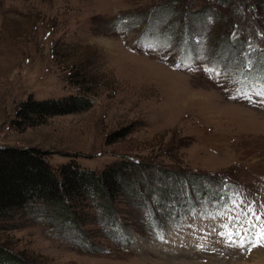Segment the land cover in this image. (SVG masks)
I'll return each instance as SVG.
<instances>
[{"label": "rangeland", "instance_id": "374dc122", "mask_svg": "<svg viewBox=\"0 0 264 264\" xmlns=\"http://www.w3.org/2000/svg\"><path fill=\"white\" fill-rule=\"evenodd\" d=\"M262 88L264 0H0V147L42 150L56 171L127 164L113 217L96 195L77 226L36 203L0 218V252L15 264H259L264 245L223 237L248 205L264 220ZM69 96L90 106L32 126L19 116L31 99Z\"/></svg>", "mask_w": 264, "mask_h": 264}, {"label": "trees", "instance_id": "16d2710c", "mask_svg": "<svg viewBox=\"0 0 264 264\" xmlns=\"http://www.w3.org/2000/svg\"><path fill=\"white\" fill-rule=\"evenodd\" d=\"M89 106V101L77 96L41 102L31 99L23 104L19 116L24 124L32 126ZM46 157L44 151L36 148L0 147V218L12 219L36 203H45L56 208L53 219L62 224L71 221L77 226L84 220L83 208L91 195L100 198L108 215L113 217V196L121 192L127 164L109 167L99 176L77 164L56 171ZM12 259L10 254L0 252V263ZM18 264L25 262L18 259Z\"/></svg>", "mask_w": 264, "mask_h": 264}, {"label": "snow or ice", "instance_id": "6c2138e0", "mask_svg": "<svg viewBox=\"0 0 264 264\" xmlns=\"http://www.w3.org/2000/svg\"><path fill=\"white\" fill-rule=\"evenodd\" d=\"M257 95L264 97V88L258 91ZM235 203L236 201L233 200V205ZM242 215L244 219L241 227L233 229L227 236L223 237L228 245L240 249L247 245L249 251L252 247L264 245V220L261 219V214H257L254 206L248 205L242 210ZM234 219H239V217Z\"/></svg>", "mask_w": 264, "mask_h": 264}, {"label": "bare ground", "instance_id": "6f19581e", "mask_svg": "<svg viewBox=\"0 0 264 264\" xmlns=\"http://www.w3.org/2000/svg\"><path fill=\"white\" fill-rule=\"evenodd\" d=\"M260 255H262V256H260ZM259 256V258H258V256H256V258H258L257 260H258V263L259 264H264V254H260ZM257 262H255V264H256ZM245 264H247V263H245Z\"/></svg>", "mask_w": 264, "mask_h": 264}]
</instances>
